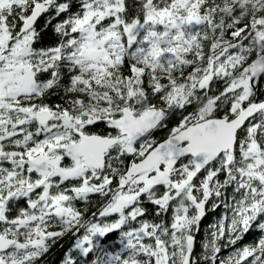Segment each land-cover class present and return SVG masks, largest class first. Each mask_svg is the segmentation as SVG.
Segmentation results:
<instances>
[{"label":"snow or ice","instance_id":"snow-or-ice-1","mask_svg":"<svg viewBox=\"0 0 264 264\" xmlns=\"http://www.w3.org/2000/svg\"><path fill=\"white\" fill-rule=\"evenodd\" d=\"M261 77L264 0H0V264H264Z\"/></svg>","mask_w":264,"mask_h":264},{"label":"trees","instance_id":"trees-1","mask_svg":"<svg viewBox=\"0 0 264 264\" xmlns=\"http://www.w3.org/2000/svg\"><path fill=\"white\" fill-rule=\"evenodd\" d=\"M44 22V17H40L37 19L35 22L36 27L39 29L41 25ZM260 81L262 84H264V77L260 78ZM163 132H156L155 135L157 136H163ZM217 218V212L209 210L206 212L205 216L202 218L200 226H199V231L196 235V246H195V253L198 254L201 252V247H200V242L204 238L207 226L212 223L215 219ZM253 233H250L249 235L245 236L244 239L240 243H247L251 242L253 239ZM112 236H115V233L111 234L109 239H111ZM69 238L67 236L63 237L61 240L57 241L55 245L50 249L49 254L44 258L46 260V264H58V258L60 256V253L63 251L62 248L59 247V245L64 244L67 246Z\"/></svg>","mask_w":264,"mask_h":264}]
</instances>
